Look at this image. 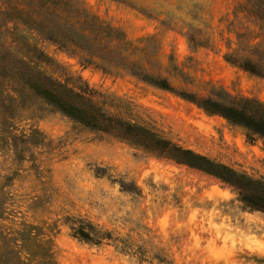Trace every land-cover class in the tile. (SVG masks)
I'll return each mask as SVG.
<instances>
[{"label": "rangeland", "instance_id": "1", "mask_svg": "<svg viewBox=\"0 0 264 264\" xmlns=\"http://www.w3.org/2000/svg\"><path fill=\"white\" fill-rule=\"evenodd\" d=\"M243 0H79L99 20L136 42L147 36L152 71L173 72L177 89L224 90L264 103V78L223 60L235 40V6ZM243 21V20H242ZM191 30V31H190ZM208 41L192 47L186 32ZM230 40V41H229ZM62 68L100 94L106 109L147 125L184 148L264 180V138L128 72L82 62L80 55L37 41ZM36 127L49 141L31 162L0 148V226L40 227L55 264H264V212L245 207L228 184L159 158L110 134L82 128L40 103L23 110L19 131ZM126 187L130 192L123 190ZM81 216L127 239L146 261L111 244L79 241L63 224Z\"/></svg>", "mask_w": 264, "mask_h": 264}, {"label": "trees", "instance_id": "2", "mask_svg": "<svg viewBox=\"0 0 264 264\" xmlns=\"http://www.w3.org/2000/svg\"><path fill=\"white\" fill-rule=\"evenodd\" d=\"M231 22L234 26L240 23L241 30H236L235 40L226 44L223 60L264 78V0L239 2ZM190 31L186 36L192 47L208 45L207 40ZM152 39L147 36L136 42L128 40L123 32L99 20L79 0H0V148L11 147L17 160L30 161V167L40 173L37 149L47 147L49 141L36 127L28 132L16 128L20 113L40 103L82 128L110 134L151 155L210 174L231 186L245 207L264 212V180L251 178L180 146L147 125L109 111L99 93L79 77L63 72L37 43L48 41L79 54L84 63L128 72L144 83L195 104L209 115L222 116L264 138V103L224 90H213L204 96L175 88L170 76L184 83L187 76L175 64H169L173 72L167 71L168 75L152 71L147 51ZM123 190L130 192L125 186ZM63 224L70 236L79 241L95 246L111 244L138 261H146L144 252L133 248L127 239L87 218L66 216ZM0 264H55L51 240L40 227L27 222L1 225Z\"/></svg>", "mask_w": 264, "mask_h": 264}]
</instances>
